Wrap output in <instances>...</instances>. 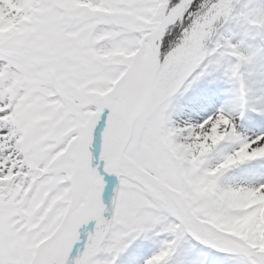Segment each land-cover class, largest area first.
I'll use <instances>...</instances> for the list:
<instances>
[{
    "label": "snow or ice",
    "instance_id": "snow-or-ice-1",
    "mask_svg": "<svg viewBox=\"0 0 264 264\" xmlns=\"http://www.w3.org/2000/svg\"><path fill=\"white\" fill-rule=\"evenodd\" d=\"M0 264H264V0H0Z\"/></svg>",
    "mask_w": 264,
    "mask_h": 264
}]
</instances>
